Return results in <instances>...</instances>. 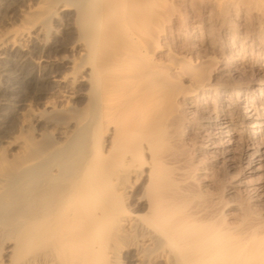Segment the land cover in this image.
<instances>
[{
    "label": "bare ground",
    "instance_id": "1",
    "mask_svg": "<svg viewBox=\"0 0 264 264\" xmlns=\"http://www.w3.org/2000/svg\"><path fill=\"white\" fill-rule=\"evenodd\" d=\"M174 1L0 0V264H264V74L215 83Z\"/></svg>",
    "mask_w": 264,
    "mask_h": 264
},
{
    "label": "rangeland",
    "instance_id": "2",
    "mask_svg": "<svg viewBox=\"0 0 264 264\" xmlns=\"http://www.w3.org/2000/svg\"><path fill=\"white\" fill-rule=\"evenodd\" d=\"M174 3H175V8L171 10L172 11L171 13L173 15L172 20L166 23L167 25L165 24L166 28L172 32L171 34L175 32L174 33L175 40H173V42L175 41L174 44L177 45L180 42L178 46L184 45L183 46L184 49H187L186 47H190L189 44H191V46L192 45L195 46L194 50L196 51L198 50L199 54H201L204 58H206V56H211V57L215 56L214 59L215 62L213 63L214 68L217 67L219 69L228 68L229 65L233 62L238 64L237 69H239V72L231 73L232 78L234 77L233 79L237 81L233 80L231 77L230 78L220 77L219 78L220 81L221 80L223 81L220 82L219 79L217 78L214 82L215 83L218 82L219 83L218 85H221L222 82H224V84H229V85L230 83L232 85V83L239 82L237 84H243L247 89V90L244 89L246 90V94L248 93L247 96H250L253 93V91L261 85L260 84L262 83L261 77L264 74V64H263L264 63L263 61L264 60V23L263 24L261 23L262 24L261 26L259 23L260 21L255 19L257 17V12L253 10L251 12L249 11L250 13H247L245 9L244 11L235 12V10L233 9L230 12H228L225 15V19H223L222 16L220 17L219 15H217L215 11L210 12L211 9L215 10L214 0H206L205 2H202L201 0H195V1L188 0V2L186 1V3L181 2L180 0H175ZM181 13L187 15L186 18H188V20L189 19L191 20V18L193 17L194 20L204 19L202 21L203 25L199 24V22L195 23V25L198 27L192 30L193 32L189 36L190 39L189 38L184 39L183 37L181 38V35H177L179 34V31L177 29V27L179 26L177 25L179 24L178 15ZM184 28L186 29V27ZM233 32L236 33V35L238 36L234 38ZM192 35H195V37L194 36L192 37ZM241 47H243L244 49H241ZM65 54H67V52ZM225 62L227 63V65L224 66L223 63ZM213 95L214 94H211L207 98L208 100H210V102L212 101ZM195 107L197 108L199 106H195ZM195 107L193 106V108H186L188 117H190L191 120L193 119L192 122L200 121L199 120L200 116L201 115L203 116V114H201L202 112L199 111L198 112L199 114L197 113ZM203 107H205L204 109L202 108L203 110H211L212 112H214L211 106L209 108V106H206L205 104ZM236 171L237 170H234V172L232 171V173L235 174ZM258 177L261 178L259 179ZM254 178H258V180L264 184V167L259 174L254 176ZM235 197L236 199H238V195ZM263 215H264V211H263Z\"/></svg>",
    "mask_w": 264,
    "mask_h": 264
}]
</instances>
